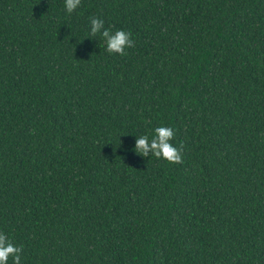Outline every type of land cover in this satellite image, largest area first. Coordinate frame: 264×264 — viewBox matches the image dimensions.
Masks as SVG:
<instances>
[{
  "label": "trees",
  "instance_id": "1",
  "mask_svg": "<svg viewBox=\"0 0 264 264\" xmlns=\"http://www.w3.org/2000/svg\"><path fill=\"white\" fill-rule=\"evenodd\" d=\"M0 264H264V0H0Z\"/></svg>",
  "mask_w": 264,
  "mask_h": 264
}]
</instances>
